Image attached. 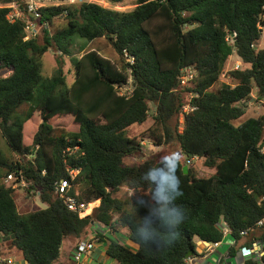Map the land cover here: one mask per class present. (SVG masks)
<instances>
[{"label": "trees", "instance_id": "obj_1", "mask_svg": "<svg viewBox=\"0 0 264 264\" xmlns=\"http://www.w3.org/2000/svg\"><path fill=\"white\" fill-rule=\"evenodd\" d=\"M9 1L0 0V69L10 71L0 78V135L9 154L0 152V179L9 174L16 182L22 179L26 195L38 193L46 206L20 213L13 196L17 189L1 182V244L17 249L26 264H53L62 241L85 235L92 221L113 231L126 229L135 250L107 237L106 254L116 264H187L196 241L222 239L221 222L234 240L247 231L259 233L264 244V222L256 225L264 216V155L259 151L264 113L234 125L250 100L264 102V49L256 47L264 0H136L128 11L73 4L65 7L64 24L52 31L60 9H44L48 29L28 41L22 40L23 22L6 19L2 6ZM106 1L113 6L120 0ZM155 19L160 22L150 31ZM230 33L235 36L228 42ZM73 36L106 39L121 66L95 50L70 56ZM51 49L60 53L57 58L68 56L70 85L61 68L42 76V57ZM232 54L242 66L211 90ZM190 65L196 77L186 91L196 97L188 98L177 87L179 70ZM127 69L134 86L128 98L114 88L126 82ZM184 104L194 109L183 114L178 131ZM22 105L26 109L19 111ZM66 117L74 122L73 130L52 123ZM148 119L140 135L128 134ZM143 137L156 146L173 142L179 155L125 163L142 153ZM193 157L211 174H193L186 164ZM66 166L79 170L76 177ZM60 179L70 185L66 195L99 200L91 215L80 218L65 207L55 193Z\"/></svg>", "mask_w": 264, "mask_h": 264}, {"label": "rangeland", "instance_id": "obj_2", "mask_svg": "<svg viewBox=\"0 0 264 264\" xmlns=\"http://www.w3.org/2000/svg\"><path fill=\"white\" fill-rule=\"evenodd\" d=\"M103 2H104L103 4L104 7H108L110 9L119 10V11L132 10L136 5V0H120L119 2H116L115 5L113 6L109 4L106 0H104ZM64 21L65 20L59 16L54 18L50 30L52 31L54 30V28L58 26H62L64 24ZM159 22H160L159 19L153 20L149 25L148 29L150 31L154 30V28L159 24ZM256 47L260 50L264 49V27L261 29L260 38ZM88 50H95L101 57L110 60V62H112L116 66L119 67L121 66V61L119 60V56L114 52L112 45L106 39L99 38L94 41L88 42L77 36H73L71 38V46L69 48L70 56L71 55L80 56L82 53ZM57 55L59 54L55 53V51L51 49L48 52V54H45L42 57V76L44 78H49L58 68H61L62 72L66 77V84L70 85V83L73 80V69L69 61V58L68 56L57 58ZM237 62H240V60L234 54H232L229 57L228 61L226 62L218 81L214 84L211 90H215V88L220 83L225 82V80L228 78L229 71L233 70L232 68L235 67ZM9 74L10 71L5 69H0V78H4ZM184 94L186 96V93ZM252 96L254 97L255 94L253 93ZM25 109H26V105H22L19 111H24ZM263 113H264V102L257 99H252L247 103L245 114L240 119H238L234 123V125L240 124L249 117H258ZM150 122L151 120L148 119V122H146L142 126H133L132 128L129 129L128 134L130 136L135 134L140 135L143 132L144 128L150 124ZM52 123L56 126L63 127L67 130H73L75 128L74 122L72 121L71 118L68 117L54 118L52 120ZM32 124L33 122L31 121L30 124L28 125V128ZM28 128H26L24 131L25 144L29 143L30 140V136H29L30 132L28 131ZM178 131H179V126H178ZM142 139L144 140L142 141L144 142L143 145L141 144L142 153L140 155H137L135 158H131V159L126 158L125 163L127 164H131L133 162L139 163L143 159L149 157H155L156 159H163L166 157H175L179 155L177 145L173 142L167 146H156L153 145V143L149 139H145V137H143ZM0 152L3 155L9 156L6 150V145L1 135H0ZM187 166L191 168L193 174L200 177L210 175L212 172L209 169L203 167L199 159L192 161V163ZM3 179L2 178L0 179V183L1 182L4 183ZM26 193H27L26 188H18L17 191H15L13 194L14 201L16 202L18 208L17 210L20 213L26 214L34 210L42 209L46 206L44 203L39 201V199L37 198L38 194L28 193V195H26ZM119 196L122 198L124 194L119 193L118 197ZM9 252L10 253L8 254V256L12 257L13 259L19 258L21 256L20 252L17 249H10Z\"/></svg>", "mask_w": 264, "mask_h": 264}, {"label": "built area", "instance_id": "obj_3", "mask_svg": "<svg viewBox=\"0 0 264 264\" xmlns=\"http://www.w3.org/2000/svg\"><path fill=\"white\" fill-rule=\"evenodd\" d=\"M104 0H10L8 3L4 4L2 7L7 9L6 19L10 22H16L18 20L23 22V41H28L35 39L38 34L40 33L41 29H48L47 21L42 19V13L44 9L50 8H59L60 12L58 13L59 17H64L67 15V11L65 7L73 5V4H82V3H90V4H97L99 6L104 7L103 2ZM110 9V8H108ZM264 16V15H263ZM234 33H230L226 36V41L231 42V39L234 37ZM60 54V53H58ZM124 59L127 63L132 64L133 58L129 57L126 52H124ZM240 66V63L237 62L233 70H236ZM128 77L125 83L123 84H115L114 88L116 90V94L119 96H124L128 98L131 96L134 86L132 83V78L130 76V70L127 69ZM196 71L194 66H185L179 70V77H178V87L177 90H182L186 93L188 98L196 97L195 94L186 91L188 87H190L191 83L195 80ZM224 83H227V79ZM194 109L193 107L189 106L188 104H184L182 107L181 113L179 114V131H181L182 123H183V114L187 113L188 111ZM144 142H141L143 145ZM259 151L261 154L264 155V140L261 141L259 145ZM198 157H193L186 160V164L189 165L192 161L197 160ZM71 178L76 177L79 170L71 169L68 166L65 168ZM3 182L6 186H10L12 189L26 188V183L19 178V181H15V178L12 174L7 175ZM70 185L67 180L60 179L55 184V193L62 198L63 204L65 207L73 212H77L80 218L91 215L93 210L95 209L94 201L92 202H84L78 201L72 196L66 195L67 190L69 189ZM38 194V193H37ZM264 206V198L260 200ZM264 222V216L256 223L257 226H261ZM223 236L226 235L229 231L227 227L221 228ZM241 236L247 235V231L240 232ZM214 246L218 245V242L213 243ZM263 243L261 241H254L251 244V253H253V257L251 258L252 261L259 262V264H264L261 261V258L264 255L263 252ZM94 246V239H82L79 240L75 246L73 252V260L77 264H81V260L85 254L90 251ZM0 264H13V260L11 258H5L0 256Z\"/></svg>", "mask_w": 264, "mask_h": 264}, {"label": "crops", "instance_id": "obj_4", "mask_svg": "<svg viewBox=\"0 0 264 264\" xmlns=\"http://www.w3.org/2000/svg\"><path fill=\"white\" fill-rule=\"evenodd\" d=\"M125 189L126 188H122L120 193L124 194ZM94 203L96 208L99 204V200H95ZM219 226L221 228L224 227V223L221 222ZM260 236L259 233L245 236L240 235V238L236 241L228 232L218 242L217 246H214L213 243L196 241L194 253L188 257L186 262L187 264H245L248 260H252L251 258L254 256L253 253L250 252L251 244L257 240L263 243V239ZM107 237H112L133 250L136 249L128 241L125 228L117 227L116 230L113 231L92 221L85 235L79 238L70 236L62 241L59 257L53 264H77L73 260L75 246L79 240L88 238L94 239V246L83 256L81 264H116L115 261L106 254ZM10 249L7 243H0V256L11 258L13 264H26L21 256L15 259L8 256Z\"/></svg>", "mask_w": 264, "mask_h": 264}, {"label": "water", "instance_id": "obj_5", "mask_svg": "<svg viewBox=\"0 0 264 264\" xmlns=\"http://www.w3.org/2000/svg\"><path fill=\"white\" fill-rule=\"evenodd\" d=\"M182 171H183V174H186L187 171H188V167L187 166H183ZM192 254H193V252H189L187 254V257H190Z\"/></svg>", "mask_w": 264, "mask_h": 264}]
</instances>
